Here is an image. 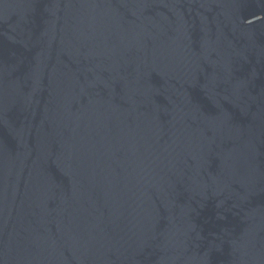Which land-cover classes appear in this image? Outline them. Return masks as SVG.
I'll use <instances>...</instances> for the list:
<instances>
[{"label":"water","instance_id":"95a60500","mask_svg":"<svg viewBox=\"0 0 264 264\" xmlns=\"http://www.w3.org/2000/svg\"><path fill=\"white\" fill-rule=\"evenodd\" d=\"M0 264H264V0H0Z\"/></svg>","mask_w":264,"mask_h":264}]
</instances>
